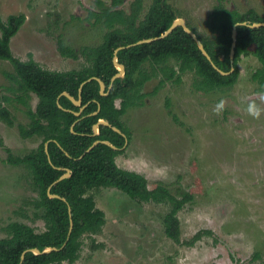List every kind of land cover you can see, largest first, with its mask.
<instances>
[{"label":"rangeland","instance_id":"obj_1","mask_svg":"<svg viewBox=\"0 0 264 264\" xmlns=\"http://www.w3.org/2000/svg\"><path fill=\"white\" fill-rule=\"evenodd\" d=\"M151 1L143 0V13ZM131 2L124 0L120 6L128 11ZM215 2L169 0L179 17L202 35ZM224 2L264 16V0ZM96 9L94 0H0L2 20L12 14L25 16L10 39L13 55L22 60L31 55L43 67L61 71L86 64L80 49L103 40L107 28L89 12ZM59 41L77 56L63 54ZM259 66L255 55L241 56L237 82L209 92L193 86L192 71L184 72L179 82L166 81L153 93L159 77L145 82L142 90L148 94L143 104L129 107L122 116L131 136L115 159L119 166L148 180H162L172 190L194 188L193 198L177 212L180 242L164 231L168 203L137 201L115 187H98L89 194L104 212L105 222L81 236L74 262L61 264H264V113L253 118L241 103L242 97L264 93L252 79ZM13 72L11 62L0 59V103L15 121L9 126L0 119V238L7 235L5 227L11 221L37 231L46 228L42 210L34 207L37 191L29 169L6 161V148L22 156L40 143L36 135L19 134L17 125H26L29 117L10 89L15 84L7 73ZM36 102L31 93L29 107ZM143 161L167 165V177L152 176Z\"/></svg>","mask_w":264,"mask_h":264},{"label":"trees","instance_id":"obj_2","mask_svg":"<svg viewBox=\"0 0 264 264\" xmlns=\"http://www.w3.org/2000/svg\"><path fill=\"white\" fill-rule=\"evenodd\" d=\"M94 1L97 9L89 12L107 28L104 38L95 47L85 45L80 49L86 64L63 71L45 68L31 55L26 60L14 56L10 39L25 16L19 13L9 15L5 20L0 17V59L11 62L14 72L7 75L15 85L10 89L16 91L14 97L27 107L29 117L26 125L18 124L17 128L22 137H40L38 146L22 156L14 155L10 148H6V161L22 163L29 169L31 184L37 191L34 207L42 210L46 225L44 230L37 231L24 222H9L5 227L7 235L0 238V264H17L24 250L22 264L74 262L79 255L81 236L97 231L105 222L104 212L96 205L94 196L89 194L98 187H115L137 201L168 203V211L163 216L164 231L179 243L177 212L193 198L194 188L177 186L172 190L162 180H148L137 171L119 166L115 158L124 151L121 147L125 138L129 141L131 136L122 116L129 107L143 104L148 92L142 87L153 77H159V81L152 93L166 81L179 82L186 71L196 75L193 86L197 90L209 92L231 87L239 77L240 57L249 54L255 55L260 62V66L252 72V79L259 84L257 90L264 91V25L249 27L237 24L241 21H264V16L253 8L239 11L228 7L224 0H216L205 20V35L198 33L188 21L186 24L202 41L213 63L226 74L219 72L200 51L194 38L177 25L163 38L119 49L116 56L118 63L124 65V75L113 81L105 95L99 93L96 79L87 81L82 86V103L75 105L67 96L60 94L67 91L77 98L80 83L90 76L101 78L107 87L111 77L118 72L113 62L116 47L158 36L179 17L169 0H152L145 13L143 0H132L128 11L120 6L124 0ZM235 24L234 69L230 70L232 27ZM59 49L65 55L77 56L61 41ZM31 93L37 97L34 108L28 103ZM3 98L10 99L7 96ZM57 98L65 109L58 107ZM98 102L100 109L93 113ZM80 107L83 108L77 116L73 111H78ZM0 119L9 126L15 125L14 116L1 103ZM99 119L106 120L109 125L99 123L98 133L94 134L93 124ZM112 126L118 127L122 133ZM96 139L109 140L117 149L106 143H97L79 158ZM62 167L69 168L70 175L56 181L64 173ZM49 192L64 199L50 197ZM70 217L73 227L68 236ZM199 235L196 233L195 237ZM67 236L68 240L59 250L42 254L30 250L33 247L40 250L50 246L59 248Z\"/></svg>","mask_w":264,"mask_h":264},{"label":"water","instance_id":"obj_3","mask_svg":"<svg viewBox=\"0 0 264 264\" xmlns=\"http://www.w3.org/2000/svg\"><path fill=\"white\" fill-rule=\"evenodd\" d=\"M237 24H245L249 27H258V26H261V25H264V21H259V22H253V23H247L246 21H241V22H238ZM177 25H181L183 27V29L188 32L193 38L194 40L196 41V44L198 46V48L200 49V51L203 53V55L212 63V65L219 71L221 72L222 74H226L227 72L226 71H223L221 69H219L212 61L211 59V56L209 55V53L207 52V50L204 48V45L202 43V41L198 38L197 34L186 24V21L182 18V17H177L173 20V22L171 23V25L166 29L164 30L160 35L158 36H154V37H149V38H144V39H140V40H137L136 42H133V43H129L125 46H118L115 48L114 50V56H113V62L114 64L118 67V72L115 73L111 79H110V83L108 84V86L106 87L104 81L99 78V77H96V76H90L88 77L86 80L82 81L78 87V97L75 98L74 96H72L71 94H69L67 91H63L60 95H65L67 96L75 105H81L82 103V97H81V92H82V86L84 83H86L87 81L91 80V79H96L99 83V93L101 95H105L107 94L111 87H112V84H113V81L117 78V77H122L124 75V71H125V68H124V65L121 64V63H118L117 61V56H116V53L119 49L123 48V47H127V46H131V45H134V44H138V43H142V42H150V41H153V40H156V39H159V38H163L165 36H167L173 29L174 27H176ZM236 24L232 27V38H233V41H232V44H231V48H230V61H231V69L230 70H233V59H234V53H235V39H236ZM59 97V96H58ZM57 105L58 107L60 108H63L65 109L59 102H58V98H57ZM83 107L80 108L79 111H73L75 115L79 116L81 114V109ZM100 109V103L98 102L97 103V109L96 111H94L93 113H97ZM99 123H102V124H106V125H109V123L104 120V119H99L96 123L93 124V131H94V134H97L98 133V124ZM72 128V127H71ZM112 128L117 131V132H121V130L116 127V126H112ZM72 131H74L73 129H71ZM97 143H106L107 145L111 146L112 148L114 149H117V146L112 144L109 140H104V139H96L92 142V144L79 156V158H81L86 152H88L89 150H91ZM127 144V138H125V143L124 145L121 147V148H124ZM45 150H46V145H45ZM58 168H61V167H58ZM64 173L61 174L59 176V178L56 180H60L62 178H65L67 176L70 175V169L69 168H64ZM55 181V182H56ZM49 189V188H48ZM50 197H60L58 194H55V193H48ZM62 198V197H60ZM64 199V198H62ZM68 212H69V216H70V207L68 206ZM72 227H73V222H72V219L70 217V224H69V230H68V236L72 230ZM68 236L65 240V242L62 244V246H60L59 248L58 247H55V246H50V247H46L44 248L43 250H40L39 248L37 247H33V248H30V250H32L35 254H42V253H46V252H49V251H52V250H59L61 249L66 241L68 240ZM25 251L24 250L21 255H20V259H19V262L17 264H22L23 260H24V254H25Z\"/></svg>","mask_w":264,"mask_h":264},{"label":"clouds","instance_id":"obj_4","mask_svg":"<svg viewBox=\"0 0 264 264\" xmlns=\"http://www.w3.org/2000/svg\"><path fill=\"white\" fill-rule=\"evenodd\" d=\"M241 103L245 105V111L253 118H259L264 113V93L259 94L256 98L242 97ZM224 101H220L222 107ZM142 166L147 172L151 173L152 176L165 179L168 175V166L164 164H149L147 161L142 162ZM141 174V173H138Z\"/></svg>","mask_w":264,"mask_h":264},{"label":"flooded vegetation","instance_id":"obj_5","mask_svg":"<svg viewBox=\"0 0 264 264\" xmlns=\"http://www.w3.org/2000/svg\"><path fill=\"white\" fill-rule=\"evenodd\" d=\"M80 108H81V107H80ZM79 110H80V109H79ZM79 110H78V111H79ZM81 110H82V109H81ZM127 143H128V138H127Z\"/></svg>","mask_w":264,"mask_h":264}]
</instances>
